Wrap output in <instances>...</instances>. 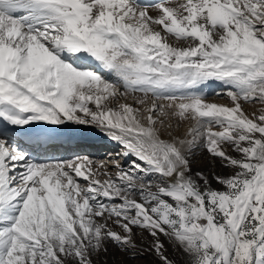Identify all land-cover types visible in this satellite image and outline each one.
<instances>
[{"label":"snow or ice","instance_id":"6c2138e0","mask_svg":"<svg viewBox=\"0 0 264 264\" xmlns=\"http://www.w3.org/2000/svg\"><path fill=\"white\" fill-rule=\"evenodd\" d=\"M213 85L228 104L207 102ZM66 125L104 133L127 167L42 162L29 148L51 137L7 135ZM197 149L226 173H193ZM110 248L264 264V0H0V264Z\"/></svg>","mask_w":264,"mask_h":264},{"label":"bare ground","instance_id":"6f19581e","mask_svg":"<svg viewBox=\"0 0 264 264\" xmlns=\"http://www.w3.org/2000/svg\"><path fill=\"white\" fill-rule=\"evenodd\" d=\"M213 90L217 91L216 87ZM208 102L221 104L224 100L212 99ZM53 127L55 126H44V128L41 129L29 126V131L27 133L22 131H9L7 135L16 138L18 142L25 141L28 136L42 135L49 137L51 134L58 135L59 137L49 140L42 147L29 148L32 155L42 162L60 158L72 159L86 156L97 164L109 159L110 161L118 160L121 166L127 167L128 162L119 154L121 151L120 146L116 142L110 140L98 129L90 126L66 125L62 131H53L51 130ZM21 146L24 147L26 145L21 143ZM96 152L100 153L99 158L105 159L106 157V159H101L102 161H99L98 158H94L93 155H95ZM111 167H114L113 164L108 163L109 170H113ZM172 255L173 254L170 256ZM125 262L130 264L127 259H125ZM151 264H155L154 258L151 259Z\"/></svg>","mask_w":264,"mask_h":264},{"label":"rangeland","instance_id":"374dc122","mask_svg":"<svg viewBox=\"0 0 264 264\" xmlns=\"http://www.w3.org/2000/svg\"><path fill=\"white\" fill-rule=\"evenodd\" d=\"M216 86L213 85V87L209 88L207 91L209 93H213L212 95L209 96V99L207 100V102L209 100L212 99H219V100H224V102H222L221 104H228L229 101L227 100V98H218L217 96L214 95V93L216 92L215 90H213ZM227 101V102H225ZM260 105H256L255 108L259 109ZM245 110L247 112H252L254 109L251 106H245ZM188 128V124H185L183 126V128L180 131V134L183 135L184 132L187 130ZM94 158H98L99 161L105 160L104 158H99L100 157V153L96 152L95 155H93ZM102 159V160H101ZM192 171L193 173L196 172H203L205 175H207L209 177V179H211V176L213 174V172L216 173H226V170L223 169L218 163L217 164H213L211 158L209 157V155L207 154L206 151L202 150V149H197L193 156H192ZM107 161L109 159H106ZM105 160V161H106ZM104 161V162H105ZM110 161V160H109ZM112 169L114 167H111ZM213 187H217V185L215 184V181H213ZM173 254L171 251L169 252V255ZM153 257L152 256H146L144 258H136V259H131L129 257H127L124 254H121L120 252H118L117 250L110 248L107 254H101V256L99 257V264H127L125 262V259H127L130 264H151V259ZM140 260V261H138ZM155 263V261H154Z\"/></svg>","mask_w":264,"mask_h":264}]
</instances>
